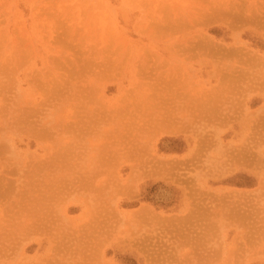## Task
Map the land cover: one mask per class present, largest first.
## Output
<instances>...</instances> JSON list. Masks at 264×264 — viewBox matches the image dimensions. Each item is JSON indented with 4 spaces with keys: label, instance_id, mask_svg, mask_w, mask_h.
<instances>
[{
    "label": "rangeland",
    "instance_id": "rangeland-1",
    "mask_svg": "<svg viewBox=\"0 0 264 264\" xmlns=\"http://www.w3.org/2000/svg\"><path fill=\"white\" fill-rule=\"evenodd\" d=\"M0 264H264V0H0Z\"/></svg>",
    "mask_w": 264,
    "mask_h": 264
}]
</instances>
